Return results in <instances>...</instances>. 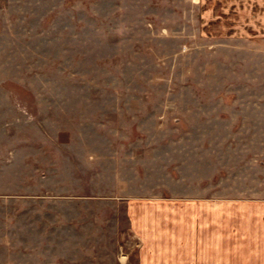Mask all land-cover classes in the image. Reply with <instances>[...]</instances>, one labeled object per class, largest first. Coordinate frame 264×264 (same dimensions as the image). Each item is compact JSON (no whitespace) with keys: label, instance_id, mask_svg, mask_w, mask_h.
<instances>
[{"label":"rangeland","instance_id":"rangeland-1","mask_svg":"<svg viewBox=\"0 0 264 264\" xmlns=\"http://www.w3.org/2000/svg\"><path fill=\"white\" fill-rule=\"evenodd\" d=\"M201 4L0 0V264H140L264 178V44Z\"/></svg>","mask_w":264,"mask_h":264},{"label":"crops","instance_id":"crops-1","mask_svg":"<svg viewBox=\"0 0 264 264\" xmlns=\"http://www.w3.org/2000/svg\"><path fill=\"white\" fill-rule=\"evenodd\" d=\"M201 5L208 37L264 44V0H202ZM263 116L258 108L257 117ZM241 181L240 193H210L192 200L191 209L178 208L174 246L144 248L140 264H264V178Z\"/></svg>","mask_w":264,"mask_h":264}]
</instances>
